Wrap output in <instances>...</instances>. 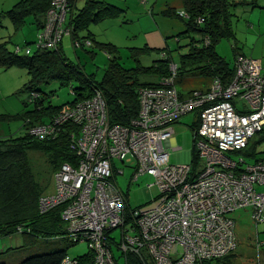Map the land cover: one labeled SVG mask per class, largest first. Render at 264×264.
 <instances>
[{"label":"built area","instance_id":"obj_1","mask_svg":"<svg viewBox=\"0 0 264 264\" xmlns=\"http://www.w3.org/2000/svg\"><path fill=\"white\" fill-rule=\"evenodd\" d=\"M70 11L69 0H51L34 49L56 50L64 36H71L76 48L92 46L90 38L73 36V26L67 23ZM178 15L186 17L184 11ZM208 43L205 38L204 45ZM13 52L28 55L31 48L15 46ZM169 66L173 72L160 86L138 88V112L128 125L109 123L105 99L94 86L86 98L54 112L48 121L25 122L28 134L38 140L57 138L66 124L74 128L68 142L74 161L53 172L52 190L39 196L38 211L44 214L61 206L64 236L86 243L92 264H116L114 247L123 255L141 256L144 251L152 264H204L236 250L229 213L248 207L255 223L264 222L261 61L237 53L227 84L215 76L207 88L186 96L174 86L176 65ZM28 98L30 103L41 99L34 91ZM189 113L196 121L193 154L203 159L202 167L169 162L167 142L175 123ZM244 150L245 155H237ZM129 154L136 160L129 182L148 175L153 182L147 187L158 190L151 207L128 208L115 183V173H122L115 170L116 162ZM114 229H119L118 240L109 234ZM59 264L77 261L65 255Z\"/></svg>","mask_w":264,"mask_h":264},{"label":"rangeland","instance_id":"obj_2","mask_svg":"<svg viewBox=\"0 0 264 264\" xmlns=\"http://www.w3.org/2000/svg\"><path fill=\"white\" fill-rule=\"evenodd\" d=\"M20 0H0V12L6 11L13 4ZM102 1V0H100ZM120 7L114 17L101 16L97 22L90 26L89 30L96 38L92 46L87 48L74 47L71 36H64L59 49L67 63L77 71L83 78L99 83L102 81L106 71L112 64L122 69H133L139 67H150L153 62L169 59V64L176 65L181 54L188 52L191 38L200 40L198 32H185L186 17L170 18L163 14L168 7L176 13L183 11L181 0H105ZM228 13V33L220 38L214 45L216 54L222 57L229 65H233L237 53L246 57L261 60L264 65V0H234ZM84 0H77L74 11L78 12L83 7ZM68 20V15H67ZM36 28L32 17H27L22 28L13 33V29L7 18L0 16V34L4 35L1 41H8L7 48L12 50L14 42L24 46V42L34 41ZM26 36H22V35ZM85 31H78L79 37L84 36ZM2 41V42H3ZM202 45V41L198 46ZM31 51L33 44L28 45ZM235 52V53H234ZM163 54V55H162ZM170 74L173 72L168 66ZM21 71V70H19ZM23 81L27 78L25 71H21ZM144 74V75H142ZM156 73H138L137 79L142 82H154ZM211 79L197 74L185 76L176 75L174 86L179 94L186 96L189 91L205 89L210 85ZM38 89L45 107H66L75 98L70 88L76 92L82 91L81 82L71 77L66 85H60L53 80L48 84H41ZM27 99L28 93L18 96ZM32 111L33 104L28 103ZM194 114L183 115L175 125L181 127L173 136L174 146L169 148V162L171 164H190L193 161V131L195 129ZM194 128V129H193ZM253 137L250 143L254 140ZM176 147V149H174ZM263 148L261 144L258 150ZM241 151L237 155H245ZM27 162L31 174L44 191L50 192L53 187V180L50 177L53 173L49 165L47 155L38 150L27 151ZM259 155L264 156V153ZM248 158V157H246ZM196 164L202 167L203 159L195 157ZM136 160L129 154L122 161L116 162L114 180L123 194L129 208L151 207L155 204L158 190L155 186L147 187L153 182L148 175H140L136 181L129 182L134 172ZM234 221V232L237 239V247L232 257V264H264V222L255 223L251 218V211L248 207L240 208L229 213ZM116 240L119 239V229L109 233ZM20 244V243H19ZM16 240L0 238V262L5 264H17L24 258L47 252L49 250L64 249L68 257H80L88 251L84 242L70 244L66 236H58L52 239L38 240L34 245H19ZM116 256L121 254L114 247ZM146 264H152L147 254L142 251ZM119 259V258H118ZM117 259V261H118ZM132 259L131 257L129 258Z\"/></svg>","mask_w":264,"mask_h":264},{"label":"trees","instance_id":"obj_3","mask_svg":"<svg viewBox=\"0 0 264 264\" xmlns=\"http://www.w3.org/2000/svg\"><path fill=\"white\" fill-rule=\"evenodd\" d=\"M50 2L51 0H20L10 9L1 11L0 16L9 20L13 33L23 27L27 17L33 18L37 32L33 42L24 44L28 46L35 42ZM69 2L72 9L73 0ZM242 3L234 2V0H181L187 18L185 32H198L201 39L191 38L188 52L181 54L176 64V75L197 74L210 79L216 76L224 85L231 80L233 68L216 54L214 45L229 31L226 23L230 7ZM116 11L121 12L120 9L103 1L86 0L83 8L80 9V15H76L77 17L73 20V36L76 37L80 29L86 30L89 24L97 22L100 16L101 19L106 16L114 17L117 15ZM71 13L70 11L69 14ZM163 14L170 18L183 19L171 7L165 9ZM199 18L202 19L201 23L196 21ZM86 37L90 38L88 35ZM205 38L209 40L207 45H204ZM201 41L202 45L198 46ZM7 43L8 41L0 42V67H16L26 72L28 79L23 84L21 92L26 91L29 96L32 91L38 92L41 84L56 80L60 85H66L71 81V77H74L81 82L80 90L82 91L76 92L75 89L70 88L75 98L67 106L77 99L86 98L91 86L97 87L105 99L107 117L111 124L128 125L138 112V88L160 86L156 80L170 74L169 59L164 57L163 60L154 61L153 65L145 68L122 69L111 64L102 81L95 83L83 78L79 71L67 63L59 46L56 50L34 49L28 55H20L10 51ZM138 73H156L154 75L156 77L153 79L154 82H140L137 79ZM31 104L34 109L23 114L29 120V124L37 122L35 120L41 115L51 116L54 112L64 108L44 107L38 110L39 101L38 103L31 102ZM72 130H74L72 125L66 124L60 129L55 139L38 140L25 134L8 140H0V238L17 235L25 242V245H32L38 240L65 235V224L60 218L61 206L44 214L38 211V198L44 190L40 184L35 182L26 160V154L28 150L43 152L47 155V161L53 171L62 163H72L75 154L68 147L69 133ZM248 149L252 151L253 147L250 146ZM192 155V162H195L193 149ZM126 205L129 208L127 203ZM18 228L21 229L19 232H17ZM67 241L70 244L77 243L68 239ZM64 256L65 250L57 248V250L30 255L17 264H59ZM113 256L116 264H146L142 253L141 256L133 253L121 254V258L119 254L116 256L114 253ZM233 256L234 252L204 264H232ZM73 259L77 261V264H92L93 254L88 249L84 255ZM0 264H5V262H0Z\"/></svg>","mask_w":264,"mask_h":264},{"label":"crops","instance_id":"obj_4","mask_svg":"<svg viewBox=\"0 0 264 264\" xmlns=\"http://www.w3.org/2000/svg\"><path fill=\"white\" fill-rule=\"evenodd\" d=\"M76 1L77 0H73V2H72L73 5H72V9H71L72 13L68 14L67 23H69L71 25H74L73 20L77 16L80 15L79 14L80 10H78V12L74 11V6H75ZM85 1L86 0H84V2ZM102 1L106 4H110L112 6H115L117 9H120V7H118L112 3H108L105 0H102ZM84 4L85 3H83V5ZM82 8L83 7H81L80 9H82ZM91 25H93V23L89 24L86 30H83L86 32V34H83L84 36H82V35L81 36L86 37L88 35L92 39V42L96 43V41H95L96 38L94 37L92 32L89 30ZM22 36H26V35L23 34ZM77 36L79 37L78 32H77ZM3 37H5V36L0 34V39H3ZM2 41L0 40V42H2ZM25 43L26 42H24V44ZM19 45H20L19 42H14V47L19 46ZM14 47L12 48V51L14 50ZM20 47H23V46H20ZM229 67H231V65H229ZM19 70L24 72V70L16 68V67H10V68L0 67V140H8V139H12V138H16V137L28 134L27 125L25 124L27 118L23 114L30 109L28 106V103H30V100L28 97H27V99H23V98L18 97V96L24 95V93L27 94L26 91L21 92V89H22L23 84L27 81L28 77L25 79V81H23V78L21 77V74H23V73ZM160 79L161 78H158L156 80V82L160 83V81H161ZM39 103H40V105H39L38 110H42V108L45 107L43 100L40 99ZM32 109H34V106L32 107ZM49 117H50L49 115H45V116L41 115L39 117V119L35 120V121H37L35 123L46 122V121H48ZM193 120H194V117H193ZM178 130H181V127L174 125V134L177 133ZM174 141H175L174 136L171 139H169V141L167 142V150H169V148H171L175 145ZM50 177L52 178V175ZM44 193H48V192L44 191L43 194ZM4 238H7L9 240H16L17 244L20 243L19 245H25V242H23L22 239L17 235H13V236L11 235L9 237H4ZM32 245H34V244H32Z\"/></svg>","mask_w":264,"mask_h":264}]
</instances>
